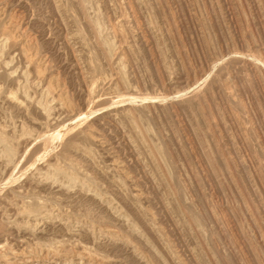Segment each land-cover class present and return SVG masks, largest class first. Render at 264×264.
<instances>
[{
    "label": "rangeland",
    "instance_id": "1",
    "mask_svg": "<svg viewBox=\"0 0 264 264\" xmlns=\"http://www.w3.org/2000/svg\"><path fill=\"white\" fill-rule=\"evenodd\" d=\"M0 264H264V0H0Z\"/></svg>",
    "mask_w": 264,
    "mask_h": 264
},
{
    "label": "bare ground",
    "instance_id": "2",
    "mask_svg": "<svg viewBox=\"0 0 264 264\" xmlns=\"http://www.w3.org/2000/svg\"><path fill=\"white\" fill-rule=\"evenodd\" d=\"M7 39V38H6ZM112 236V235H111ZM110 237V236H109ZM114 238V237H113ZM123 242V241H122ZM125 245V244H124ZM82 259V258H81Z\"/></svg>",
    "mask_w": 264,
    "mask_h": 264
}]
</instances>
